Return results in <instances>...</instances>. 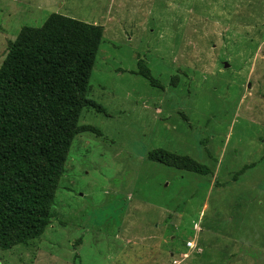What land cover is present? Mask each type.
Returning <instances> with one entry per match:
<instances>
[{"label":"rangeland","instance_id":"obj_1","mask_svg":"<svg viewBox=\"0 0 264 264\" xmlns=\"http://www.w3.org/2000/svg\"><path fill=\"white\" fill-rule=\"evenodd\" d=\"M52 13L103 27L85 97L106 111L83 108L100 132L75 136L50 225L0 264H264V0H0V67Z\"/></svg>","mask_w":264,"mask_h":264},{"label":"trees","instance_id":"obj_2","mask_svg":"<svg viewBox=\"0 0 264 264\" xmlns=\"http://www.w3.org/2000/svg\"><path fill=\"white\" fill-rule=\"evenodd\" d=\"M102 40L101 25L52 13L41 27L24 26L9 43L0 67L2 249L45 233L75 136L100 132L93 125H80L79 118L84 107L106 111L85 97ZM136 74L164 89L142 59ZM147 157L180 170L212 174L208 164L189 154L154 148Z\"/></svg>","mask_w":264,"mask_h":264},{"label":"water","instance_id":"obj_3","mask_svg":"<svg viewBox=\"0 0 264 264\" xmlns=\"http://www.w3.org/2000/svg\"><path fill=\"white\" fill-rule=\"evenodd\" d=\"M229 66H230V64L228 62H225V67H229ZM249 86H251V85L249 84Z\"/></svg>","mask_w":264,"mask_h":264},{"label":"built area","instance_id":"obj_4","mask_svg":"<svg viewBox=\"0 0 264 264\" xmlns=\"http://www.w3.org/2000/svg\"><path fill=\"white\" fill-rule=\"evenodd\" d=\"M188 245H189V246H192V243H189Z\"/></svg>","mask_w":264,"mask_h":264}]
</instances>
